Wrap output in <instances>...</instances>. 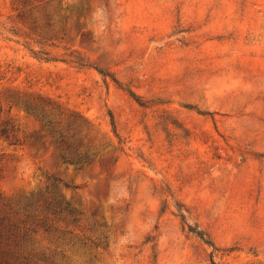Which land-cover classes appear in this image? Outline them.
Here are the masks:
<instances>
[{"label": "rangeland", "instance_id": "1", "mask_svg": "<svg viewBox=\"0 0 264 264\" xmlns=\"http://www.w3.org/2000/svg\"><path fill=\"white\" fill-rule=\"evenodd\" d=\"M33 4L0 0V59L14 64L0 109L21 140L0 136L5 194L42 189L45 173L76 185L61 197L107 242L80 264H264V0H50L47 57L7 30ZM27 85L87 119L91 163L62 162L41 121L8 108ZM65 248L54 260L77 264Z\"/></svg>", "mask_w": 264, "mask_h": 264}, {"label": "trees", "instance_id": "2", "mask_svg": "<svg viewBox=\"0 0 264 264\" xmlns=\"http://www.w3.org/2000/svg\"><path fill=\"white\" fill-rule=\"evenodd\" d=\"M21 1L23 4L35 2L26 11L21 10L17 13L18 21L25 28L23 30L18 28L17 32L13 27L7 30L16 35L24 34L25 41L28 42L25 46L34 57H39L38 53L44 54L45 57L51 55L55 44L47 43V40L54 37L52 19L50 12L43 9L44 4L50 0ZM56 3L60 5V0H56ZM37 8L40 12L34 15L33 10ZM3 23H0V26L4 29ZM46 44L51 47L46 48ZM34 45H38V48L36 49ZM13 68L12 61L0 59V82L7 74L13 72ZM98 70L104 73L100 68ZM131 94L135 95V92ZM6 100L9 109L12 106L22 108L27 114L41 121L53 138V153L62 162L78 164L80 168L93 161L96 144L88 131V121L80 112L71 109L58 98L33 89L31 85L9 92L6 94ZM138 102L143 104L140 100ZM109 118L117 135L111 112ZM0 136L10 144L16 145L21 142L19 125L9 115H1V109ZM2 157L3 154L0 153V169ZM59 184L76 187L48 173H45L43 188L22 199L9 197L0 187V264H65L56 262L51 254L55 252L68 258L65 247L76 250L80 255L81 260L77 264H80V261L90 263L98 258L99 247L106 249L107 242L93 234L95 230H100L102 224L93 214L87 223L83 222L82 216L71 201L61 197ZM178 214L185 218L183 212L179 211ZM188 227L204 240V232L191 225ZM76 228L80 230L77 231ZM84 228L89 232H85ZM101 233L106 237L103 231Z\"/></svg>", "mask_w": 264, "mask_h": 264}]
</instances>
